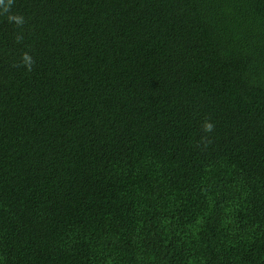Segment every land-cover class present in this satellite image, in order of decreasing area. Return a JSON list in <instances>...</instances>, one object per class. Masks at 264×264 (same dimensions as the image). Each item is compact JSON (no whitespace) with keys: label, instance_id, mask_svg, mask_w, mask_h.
<instances>
[{"label":"trees","instance_id":"trees-1","mask_svg":"<svg viewBox=\"0 0 264 264\" xmlns=\"http://www.w3.org/2000/svg\"><path fill=\"white\" fill-rule=\"evenodd\" d=\"M0 264H264V0H0Z\"/></svg>","mask_w":264,"mask_h":264}]
</instances>
